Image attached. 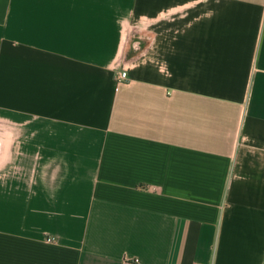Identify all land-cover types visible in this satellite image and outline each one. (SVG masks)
Returning <instances> with one entry per match:
<instances>
[{
  "label": "crops",
  "instance_id": "1",
  "mask_svg": "<svg viewBox=\"0 0 264 264\" xmlns=\"http://www.w3.org/2000/svg\"><path fill=\"white\" fill-rule=\"evenodd\" d=\"M0 264H264V0H0Z\"/></svg>",
  "mask_w": 264,
  "mask_h": 264
},
{
  "label": "built area",
  "instance_id": "2",
  "mask_svg": "<svg viewBox=\"0 0 264 264\" xmlns=\"http://www.w3.org/2000/svg\"><path fill=\"white\" fill-rule=\"evenodd\" d=\"M127 78H128V73H127V71H122V72H120L119 75H118V80H119V81H125V80H127Z\"/></svg>",
  "mask_w": 264,
  "mask_h": 264
}]
</instances>
